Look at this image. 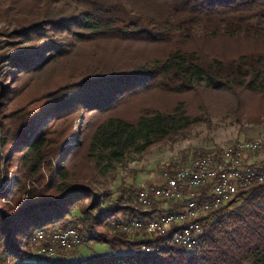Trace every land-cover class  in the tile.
I'll list each match as a JSON object with an SVG mask.
<instances>
[{"label":"trees","instance_id":"obj_1","mask_svg":"<svg viewBox=\"0 0 264 264\" xmlns=\"http://www.w3.org/2000/svg\"><path fill=\"white\" fill-rule=\"evenodd\" d=\"M12 11L17 27L0 31V79L17 81L0 94V130L5 166L16 173L0 194V264H264V184L233 204L249 193L258 201L208 215L202 247L146 254L149 239L109 232L119 213L144 219L136 194L102 208L79 170L120 163L179 130L184 111L153 104L155 95L264 96V0H0V20ZM220 42L237 55L209 48ZM75 121L78 140L65 147ZM85 199L82 232L114 254L35 251L36 232L68 229ZM120 247L132 252L115 254Z\"/></svg>","mask_w":264,"mask_h":264},{"label":"rangeland","instance_id":"obj_2","mask_svg":"<svg viewBox=\"0 0 264 264\" xmlns=\"http://www.w3.org/2000/svg\"><path fill=\"white\" fill-rule=\"evenodd\" d=\"M12 12V17L9 16L10 20H0V31L13 30L17 27L19 15H16L14 11ZM3 40L13 43V40H8L7 38H3ZM220 44L221 46L211 43L209 48L215 46L223 47L230 55H237L238 49L234 45L223 42H220ZM238 47L241 48L240 46ZM14 51L15 48L8 49V52ZM13 73H16V71ZM16 81L17 78L15 76L0 79V94L3 88L16 86ZM152 103L170 108L173 107L172 111L178 106L181 107V111H184L182 115L184 119L181 120L179 130L162 141L153 144L145 152L139 153L133 150L120 163L109 164V162H103L100 167H96L93 162L92 164L84 162L79 169L82 171L80 173L82 178L84 176L90 178L85 183H89L101 195L102 208L114 207L121 196L130 195L131 197L138 190L158 183L165 171L185 169V167L192 165L202 157L216 153L220 154L221 151H229V147L238 142H259L262 147L260 153L264 155V96H249L241 92H211L202 90L197 95L193 94L185 97H158L155 95L153 96ZM78 126L79 121H75L73 124L74 134L66 140L65 147L71 146L75 142V139L78 140ZM2 137L3 134L0 130V169L2 171L0 194L12 190L16 173L15 168L8 170L5 166L1 142ZM261 184H264V182L256 183V185ZM135 196H133V204L139 212L146 213L144 214V219L156 216V213L150 214L151 210L138 206ZM245 201L258 200L252 193H249L245 197L239 198L235 204L232 201L227 209H232V207L234 209L235 205L236 207L243 206L246 204ZM88 204L90 202L87 199L77 202L72 211V216L67 218V223L70 225L68 229L75 228L79 233L81 232L80 236H82L81 239L83 241L78 248L66 250L74 252L76 255L81 254L88 257L112 255L114 254V250L110 245L90 242L84 232H82L83 228L79 219L83 216L82 211ZM117 218L119 220H126L123 213H119ZM128 221L129 219L126 220V222ZM117 224L113 223L112 227L114 229L111 228L109 230L111 234H114L115 231L122 232L117 228ZM63 228H65L63 225L58 227V229L49 228L48 232L53 233V231L66 230ZM38 232H36V235ZM141 233L143 235L137 232H128L126 234L133 239H149L154 237L149 232ZM34 241L37 245H33V249L38 252L40 243L35 240V236ZM122 250L128 251L129 248L123 249V247H120L117 251ZM61 251L64 250L58 249L56 253ZM130 251L132 252V250ZM246 264L254 263L249 262Z\"/></svg>","mask_w":264,"mask_h":264},{"label":"built area","instance_id":"obj_3","mask_svg":"<svg viewBox=\"0 0 264 264\" xmlns=\"http://www.w3.org/2000/svg\"><path fill=\"white\" fill-rule=\"evenodd\" d=\"M259 142L243 141L198 159L185 169L165 171L158 183L138 190L135 200H143L145 209L156 213V220L146 223L117 224L122 232H149L154 237L142 246V251L156 245V237L179 228L189 229V236L173 239L171 247H202L196 235L205 232L208 215L227 209L243 191L264 182V155ZM264 153V152H263ZM2 171L0 169V182ZM80 233L74 229L53 231L38 242L39 253L51 257L56 250L75 249L82 244Z\"/></svg>","mask_w":264,"mask_h":264},{"label":"bare ground","instance_id":"obj_4","mask_svg":"<svg viewBox=\"0 0 264 264\" xmlns=\"http://www.w3.org/2000/svg\"><path fill=\"white\" fill-rule=\"evenodd\" d=\"M136 203L138 204V206L145 208V204H144L143 200H137ZM144 214H146V213H144ZM150 214H151V212H150ZM149 220H156V216L149 218ZM146 221H147V219H141L140 218V219L134 220V221L129 220L126 223H146ZM50 234H52V233H48L46 231H39L37 233L36 238L40 239V238H43V236H48ZM186 236H189V229H187V228H179V229H176L175 231L166 232L164 234V236L156 237V239L158 240V242H156V244H160V245H156L154 247L147 248V250L144 251V253L148 254V253L160 252L164 247L170 246V244H172L173 239H180V238L186 237ZM204 236H205V232L202 234L196 235V243H201V246H203L204 245ZM80 239H81V236H80ZM179 248H183V249L188 250V246H179ZM198 248H200V247L190 248L189 251L196 250Z\"/></svg>","mask_w":264,"mask_h":264},{"label":"crops","instance_id":"obj_5","mask_svg":"<svg viewBox=\"0 0 264 264\" xmlns=\"http://www.w3.org/2000/svg\"><path fill=\"white\" fill-rule=\"evenodd\" d=\"M127 249V247H123V249ZM129 248V250L127 251H117V254H120V255H127V254H130L131 253V251L130 250H132V249H130V247H128Z\"/></svg>","mask_w":264,"mask_h":264}]
</instances>
